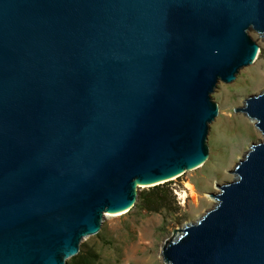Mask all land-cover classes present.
<instances>
[{
	"label": "water",
	"instance_id": "obj_1",
	"mask_svg": "<svg viewBox=\"0 0 264 264\" xmlns=\"http://www.w3.org/2000/svg\"><path fill=\"white\" fill-rule=\"evenodd\" d=\"M250 28L264 0H0V264H65L137 182L207 157ZM241 111L264 136V91ZM234 172L170 264H264V138Z\"/></svg>",
	"mask_w": 264,
	"mask_h": 264
},
{
	"label": "rangeland",
	"instance_id": "obj_2",
	"mask_svg": "<svg viewBox=\"0 0 264 264\" xmlns=\"http://www.w3.org/2000/svg\"><path fill=\"white\" fill-rule=\"evenodd\" d=\"M247 32L261 54L256 62L242 67L232 82L219 80L211 93L218 114L209 123L204 164L176 180L136 188L132 209L114 217L104 213L100 231L85 236L79 252L66 257L65 264H166L163 248L174 234H181L187 224L215 207L220 186L235 180L239 162L264 138L250 116L241 111L249 96L264 91V36L253 28ZM187 182L194 185L195 195L186 188ZM163 188L172 189L175 195L166 205L158 200Z\"/></svg>",
	"mask_w": 264,
	"mask_h": 264
},
{
	"label": "bare ground",
	"instance_id": "obj_3",
	"mask_svg": "<svg viewBox=\"0 0 264 264\" xmlns=\"http://www.w3.org/2000/svg\"><path fill=\"white\" fill-rule=\"evenodd\" d=\"M260 54H261V49H260V47L259 46H257V50H256V53H255V56H254V60H253V62H256V60L257 59H259V57H260ZM249 116V115H248ZM251 118V117H250ZM250 122L253 124V125H255L256 126V123H257V120L256 119H250ZM259 129V128H258ZM260 130V129H259ZM261 131V130H260ZM262 132V131H261ZM205 160H206V157L200 162V163H198L196 166H194V167H192V168H189V169H186V170H184V171H181V172H179V173H176V174H174V175H171V176H168V177H165V178H163V179H160V180H158V181H155V182H151V183H148V184H144V183H136V188H138V187H149V186H152V185H156V184H158V183H163V182H166V181H168V180H176L177 178H179L180 176H182L183 174H185V172L187 171V170H190V169H195V168H197V167H200V166H202L203 164H204V162H205ZM235 173V172H234ZM235 176H236V178L238 177V175L235 173ZM235 178V179H236ZM186 188L187 189H189L190 191H191V193L193 194V195H195L196 193H195V188H194V185L192 184V183H190V182H187L186 183ZM183 195V197H185V195H186V192L185 193H182ZM214 201H216V203H218V200H217V198L214 196ZM134 203H136V200H134ZM131 204L130 206H128V207H126V208H124V209H122V210H119V211H116V212H111V211H106L105 212V215L106 216H111V217H114V216H120V215H123V214H126V213H128L131 209H132V206L133 205H135V204ZM190 224V223H189ZM188 225V224H187ZM186 225V226H187ZM184 229V228H183ZM182 234V233H181ZM180 234V232H176L175 234H174V238L172 239V240H174V239H176V237L177 236H180L181 235ZM178 238V237H177ZM167 261V260H166ZM166 264H170V262H166Z\"/></svg>",
	"mask_w": 264,
	"mask_h": 264
},
{
	"label": "trees",
	"instance_id": "obj_4",
	"mask_svg": "<svg viewBox=\"0 0 264 264\" xmlns=\"http://www.w3.org/2000/svg\"><path fill=\"white\" fill-rule=\"evenodd\" d=\"M173 198L175 199V195L173 194V190L169 188H163V194L158 198L159 202L163 205L167 204V201Z\"/></svg>",
	"mask_w": 264,
	"mask_h": 264
}]
</instances>
